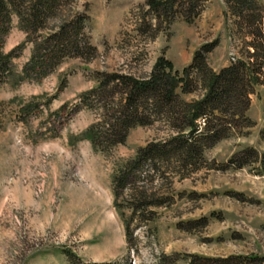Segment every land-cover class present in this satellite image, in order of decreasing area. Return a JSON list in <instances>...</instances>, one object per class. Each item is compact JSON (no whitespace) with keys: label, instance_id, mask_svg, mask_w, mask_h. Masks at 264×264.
Returning a JSON list of instances; mask_svg holds the SVG:
<instances>
[{"label":"rangeland","instance_id":"rangeland-1","mask_svg":"<svg viewBox=\"0 0 264 264\" xmlns=\"http://www.w3.org/2000/svg\"><path fill=\"white\" fill-rule=\"evenodd\" d=\"M146 1L67 0L47 27L67 15H86L83 37L96 57L69 58L38 79L23 71L33 44L12 17L0 49L23 48L14 53L0 86V264H187L191 256H240L245 264H264V74L248 94L245 120L203 152L199 167L160 165L151 184L144 183L165 201L148 208L149 214L129 210L127 192L113 196V176L139 149L177 136L175 127L151 119L102 151L85 137L124 104L118 89L104 100L112 102L108 112L94 97L103 87L113 90L110 76L146 78L159 58L180 74L211 43L203 55L207 69L218 74L245 62L254 51L250 43L264 40V0H251L243 14L234 0H203L198 15L186 20L175 13L160 26ZM44 33L49 30L33 39ZM179 89L185 103L202 97L200 89ZM248 149L256 157L245 158L239 168L234 160ZM63 249L79 262L66 258Z\"/></svg>","mask_w":264,"mask_h":264},{"label":"trees","instance_id":"trees-1","mask_svg":"<svg viewBox=\"0 0 264 264\" xmlns=\"http://www.w3.org/2000/svg\"><path fill=\"white\" fill-rule=\"evenodd\" d=\"M201 1L203 0H147L145 4L160 26L164 19L171 18L175 13L184 15L186 20L198 15ZM65 2L67 0H0V48L13 16L33 44L32 57L23 70L25 74L32 73L40 78L53 73L69 58L86 57V61H90L96 57L95 48L83 37L84 22L88 20L86 15H67L60 18L56 26L47 27L50 19ZM233 5L240 8L243 14L248 12L252 3L251 0H234ZM237 15L240 18V13ZM47 30L49 33H44V37L33 39L37 33ZM257 34L262 39L259 30ZM250 45L254 51L252 54L248 53V61L237 60L218 74L207 69L203 55L214 47V43H211L202 46L194 54L190 66L180 74L175 72L168 60L159 58L146 78L115 74L108 81L116 83L111 88L114 91L106 92L103 87L93 92L107 112L112 102L106 101L111 99L115 90L118 89L124 97V104L120 103L116 109L111 110L110 122L106 121L101 127L94 126L84 133L98 150L102 151L104 145L108 148L123 142L130 128L144 126L151 119L170 124L178 134L164 143H152L139 149L135 157L125 161L115 171L112 181L113 196L119 197L127 192L129 198L126 202L133 213L149 214L148 208L165 204V201L162 202L155 196L154 191L148 193L144 185L145 182L151 184L152 178L160 171V165L172 170H195L202 162L203 152L212 148L245 120L243 114L249 104L248 94L264 74V40L258 46L252 43ZM22 48L23 45L8 53L0 49V86L11 73V62L16 57L14 53ZM177 89L183 94L200 89L202 97L193 103H185L176 92ZM199 119L203 121L202 127L196 123ZM186 131L188 134L184 133ZM251 156L256 157V153L248 149L234 162L241 168L245 165V158ZM260 163L264 170V157L260 158ZM137 182L140 183L136 185ZM115 206L123 209L119 204ZM197 222L189 221L188 224ZM128 228L127 225L126 234L130 236ZM60 253L73 263L79 262L71 250L63 249ZM187 264H245V261L240 256L225 259L191 256Z\"/></svg>","mask_w":264,"mask_h":264}]
</instances>
